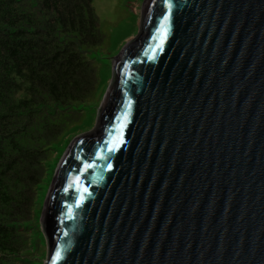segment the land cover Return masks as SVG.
Returning <instances> with one entry per match:
<instances>
[{
	"label": "water",
	"instance_id": "95a60500",
	"mask_svg": "<svg viewBox=\"0 0 264 264\" xmlns=\"http://www.w3.org/2000/svg\"><path fill=\"white\" fill-rule=\"evenodd\" d=\"M111 74L43 199V264H264V0H144Z\"/></svg>",
	"mask_w": 264,
	"mask_h": 264
},
{
	"label": "trees",
	"instance_id": "16d2710c",
	"mask_svg": "<svg viewBox=\"0 0 264 264\" xmlns=\"http://www.w3.org/2000/svg\"><path fill=\"white\" fill-rule=\"evenodd\" d=\"M104 38L92 0H0V264L45 248L29 228L51 150L100 96Z\"/></svg>",
	"mask_w": 264,
	"mask_h": 264
},
{
	"label": "rangeland",
	"instance_id": "374dc122",
	"mask_svg": "<svg viewBox=\"0 0 264 264\" xmlns=\"http://www.w3.org/2000/svg\"><path fill=\"white\" fill-rule=\"evenodd\" d=\"M143 1L144 0H92L100 27L105 35L104 42L94 49L97 55L95 56V64L98 74L97 88L100 96L97 100L91 102L88 107L82 109V118L80 119L78 116L79 120L73 122L72 127L69 128L66 134L62 137L59 144L51 150V157L47 166V172H49V175L44 182L43 189L41 190L43 193V199L57 163L70 141L78 134L90 130L93 127L100 101L103 98L104 92L111 79V66L114 58L118 55L126 42L138 33ZM40 202V208L39 210H36L34 216L37 221V228L36 226H33L29 228V232L31 238L33 235L40 238V244L45 248L38 254L29 255L28 260L30 261L24 264H43L45 259V238L40 230L38 219L43 200L41 199Z\"/></svg>",
	"mask_w": 264,
	"mask_h": 264
},
{
	"label": "snow or ice",
	"instance_id": "6c2138e0",
	"mask_svg": "<svg viewBox=\"0 0 264 264\" xmlns=\"http://www.w3.org/2000/svg\"><path fill=\"white\" fill-rule=\"evenodd\" d=\"M57 257H59V253H57Z\"/></svg>",
	"mask_w": 264,
	"mask_h": 264
}]
</instances>
